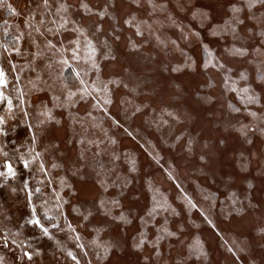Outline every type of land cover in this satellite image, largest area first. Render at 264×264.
I'll list each match as a JSON object with an SVG mask.
<instances>
[{
  "label": "rangeland",
  "instance_id": "obj_1",
  "mask_svg": "<svg viewBox=\"0 0 264 264\" xmlns=\"http://www.w3.org/2000/svg\"><path fill=\"white\" fill-rule=\"evenodd\" d=\"M59 2L50 0L49 11L37 7L40 0H4L15 13L0 6V67L7 73L0 91L13 101L7 135L0 134L3 264H76L68 251L79 264H264V81L257 72L264 67L261 54L253 51L260 37L234 41L220 31L239 0H156L165 7L155 11L114 0L103 19L81 8V0H67L70 22L57 31L51 21L60 23ZM83 2L98 11L112 0ZM208 7L205 20L200 13ZM130 13L143 22L142 37L123 23ZM248 15L255 19H246L241 31H259L264 8L245 10ZM71 21L88 30L99 71L82 37L73 51L71 42L79 34ZM156 35L167 46L157 43ZM105 40L112 49L107 57ZM129 41L140 49L131 51ZM234 43L247 44L249 54L231 55L227 49ZM69 90L76 95L69 97ZM5 105L6 100L0 102V113ZM45 106L55 120L38 126L37 113ZM29 125L36 129L34 144ZM81 139L83 144L77 142ZM35 152L41 153L43 171ZM82 152L86 166L73 175ZM113 153L119 160L112 162ZM6 161L15 176L8 174ZM100 165L105 171L97 177ZM101 178L106 191L97 183ZM101 198L118 200L112 214L123 212L131 223L97 211ZM34 219L47 235L29 222ZM141 233L146 244L136 249ZM105 243L113 245L107 255Z\"/></svg>",
  "mask_w": 264,
  "mask_h": 264
},
{
  "label": "snow or ice",
  "instance_id": "obj_2",
  "mask_svg": "<svg viewBox=\"0 0 264 264\" xmlns=\"http://www.w3.org/2000/svg\"><path fill=\"white\" fill-rule=\"evenodd\" d=\"M130 4L139 9L142 7L143 4H147L148 7H150L153 11H155L157 8H163L165 7V5L163 4H158L156 2V0H130ZM0 6H6L10 12L15 13L16 9L13 7L12 4H7L5 5L4 0H0ZM114 5V0H112V2H106L104 7L99 9L98 11H94L92 8H90V6L87 3H84L83 0H81L80 3V7L83 8L87 13H91L93 15H96L97 17H99L100 19H103L106 16H109V9L113 8ZM264 8V0H239V3H233L231 4L230 8H231V16L229 18V20L225 21L224 25L221 26L220 31L221 32H227L230 33L233 37L234 41H251L255 36L260 37L259 42H257L254 47H253V51L259 52L262 56V58L259 60V63L261 64L262 67H264V22H262V26L260 27L259 31L257 32H253L252 28H246L244 31H241V27L245 25V21L246 19L252 20L255 19L254 15H248L247 17H244V13L245 10H247L249 13L252 12L253 9L257 8ZM37 7H42L45 11H49L50 8L52 7V5L50 4V0H40V3L37 5ZM70 5L67 3V0H63V2H59L56 6V14L59 16V20L60 23L57 24V21L55 19H53L51 22L53 25L56 26L57 31H59V29L64 28L70 21L68 16L66 15L69 12L70 9ZM210 13H211V7H208L207 11H203L200 13L201 17L205 20L210 18ZM31 15V14H30ZM112 18V17H109ZM71 23H73L74 25H76L73 28L74 32H77L79 35L78 37L73 40L71 43L74 45V52H78L81 44H80V38L82 37L84 39V41L86 42V47L90 53V56L88 57L91 61H92V67L95 68L97 71L100 70V66L96 63L95 61V55L97 52V47L93 42V39L89 38V34H88V30L80 25L77 24L76 21H71ZM123 23L125 25H129V26H134L135 27V35L136 36H143L144 32L142 30V24L143 22H137V16L134 13H130L128 15V18L124 19ZM173 23H175V21H173ZM177 27H180V25H176ZM95 28V31L97 33L102 31V26L100 24H95L93 26ZM49 32L52 31L51 28L47 29ZM35 31L40 32L39 28H36ZM118 29L114 28L113 32H117ZM183 31V30H182ZM153 35H155V33H152ZM219 33L217 32H213V35H217ZM41 35H43V33H41ZM195 35H199L198 33H196ZM157 43L167 46L165 40L161 39V37L159 35L155 36ZM187 38V37H185ZM115 39L119 40L120 36L117 34L115 35ZM33 43H35L33 41ZM47 45L51 46V47H55L54 45H52V41L51 40H47ZM105 49H107V51L105 52V57L109 56L112 53V49L111 47L108 45L107 40L102 42ZM172 43H175L174 41ZM130 44V50L131 51H138L141 47V45L137 44L134 41H129ZM206 47V46H205ZM207 50V49H206ZM15 51H17V53H19V49H15ZM227 51L233 55V56H239V57H245L249 54V47L247 44L245 43H240L239 46H237L235 43L233 44V46L230 49H227ZM36 55H39V53H37ZM209 55H211L209 53ZM113 60L115 59V56L111 57ZM208 63H212V60H209ZM219 67L221 69L224 68V64L220 63L219 65L213 63V67ZM205 67H207V64H205ZM12 69L15 70V65H12ZM178 68H173L172 71H178ZM228 71H231V69H229ZM257 72L259 73L262 81H264V71H261L260 69L257 70ZM6 75L7 73L5 72L3 67H0V85H6L7 84V80H6ZM77 75H79V73H77ZM241 79H247V76L245 75V73H241ZM17 80H19V77H16ZM225 82H227V78H225ZM81 84L84 83L83 80L80 81ZM109 83H116V81H109ZM125 87H127V84L124 85ZM104 90H107V85H104ZM248 88L245 87L243 89L244 92H248ZM19 91V90H18ZM21 97L23 96V93L21 92ZM76 93L72 92L71 90H69L68 92V96H75ZM249 99L251 101H255V97L251 96L249 97ZM6 100V112L5 113H0V134L2 135H7V131H6V125L8 122V118L13 116V101L11 98H7L5 96V93L3 91H0V102H3ZM107 103H110V101H106ZM137 111H139L140 109L137 108ZM25 116L28 115L27 112L24 113ZM168 115H172V113H168ZM254 115V114H253ZM37 117H38V126H44L47 125L48 123L52 122L55 120L52 112L50 109H48L46 106L42 107L41 110L37 113ZM42 117V118H41ZM166 122V121H165ZM55 123L59 124V121H55ZM29 129L31 131V137H30V143L34 144L36 142V129H33V126L29 125ZM262 131H264V129H262ZM78 143L83 144L84 141L81 139L79 141H77ZM251 142V141H249ZM89 143H95L94 141H89ZM111 143H115L114 140L111 141ZM191 141H189V145H191ZM97 148H99V145H96ZM189 151H191V148L189 147ZM99 152H96L95 155H99ZM34 158H40V170L43 171L45 168V164L43 162V159L41 158V153L39 152H35V157ZM119 156L116 155L115 153L112 154V162L119 160ZM201 159H203V156L201 157ZM85 160V156L83 154V152L81 153L80 157L78 158V160L76 162H74V168H73V175H77L80 174L81 169L84 168L86 165L83 163V161ZM24 166L27 168L29 166V161L27 159H25L23 161ZM133 163L134 162H130ZM53 168H57L60 165H58L57 163H52L51 165ZM5 167L7 169V172L10 176H15V172L13 170V167L11 165L10 161H6L5 162ZM100 169L101 171H97L96 175L97 177H102L104 175V166L100 165ZM131 171H134L135 168L133 167L132 169H130ZM0 175H3V173H0ZM81 180L86 181L87 177L86 175H81ZM97 183H99L100 187L103 188L105 191L107 190L105 187V180L104 179H98ZM125 187L127 186V183H125L124 185ZM0 187H2V185H0ZM12 191H15V189H12ZM111 205V207H110ZM195 205H193L194 207ZM113 207H120V202L118 200H110V201H105L103 198L99 199L96 205L97 211H102L105 215L107 216H111L113 221H118L124 225H127L129 223H131V221L128 219V217L123 213L120 212L119 215H113L112 214V208ZM153 211H155V208L153 209ZM92 213L89 212L87 215H85L83 218L85 220H88L89 216H91ZM149 215H151V213H149ZM30 223H34L36 225H39L43 232L45 233V235L48 234V229L43 227V225H40V221L39 220H31L29 221ZM164 231L167 233V235L172 236L175 235V233L173 232H169L167 229H164ZM264 231V230H262ZM141 238L134 243L133 247L136 249H140L142 247L145 246L146 244V239L144 238L143 233L140 234ZM77 240L80 239L79 236L76 237ZM159 239V238H158ZM93 243L96 244L97 241L93 240ZM199 242H197V246H196V251L198 253V255H203V252L199 249L198 247ZM79 247L83 248L84 245L80 244L78 245ZM99 247V245H97ZM113 247V245H111L110 243H105L103 245V252L105 253V255H107L108 251ZM155 251L158 254V248L155 249ZM97 255H99V253H97ZM24 256L28 257L29 259H31L32 254L29 252H24ZM67 256L70 257L73 261H76V264H79V261L77 260V257L71 252L68 251L67 252ZM0 264H3L2 262V258H0Z\"/></svg>",
  "mask_w": 264,
  "mask_h": 264
}]
</instances>
